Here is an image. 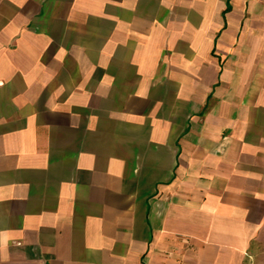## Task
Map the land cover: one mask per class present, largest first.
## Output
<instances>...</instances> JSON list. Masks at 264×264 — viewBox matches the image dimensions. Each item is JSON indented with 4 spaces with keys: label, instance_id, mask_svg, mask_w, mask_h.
I'll use <instances>...</instances> for the list:
<instances>
[{
    "label": "crops",
    "instance_id": "crops-1",
    "mask_svg": "<svg viewBox=\"0 0 264 264\" xmlns=\"http://www.w3.org/2000/svg\"><path fill=\"white\" fill-rule=\"evenodd\" d=\"M0 264H264V0H0Z\"/></svg>",
    "mask_w": 264,
    "mask_h": 264
}]
</instances>
